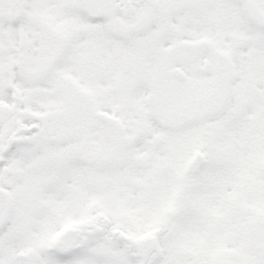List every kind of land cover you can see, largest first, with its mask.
I'll use <instances>...</instances> for the list:
<instances>
[{
    "label": "snow or ice",
    "instance_id": "1",
    "mask_svg": "<svg viewBox=\"0 0 264 264\" xmlns=\"http://www.w3.org/2000/svg\"><path fill=\"white\" fill-rule=\"evenodd\" d=\"M0 264H264V0H0Z\"/></svg>",
    "mask_w": 264,
    "mask_h": 264
}]
</instances>
